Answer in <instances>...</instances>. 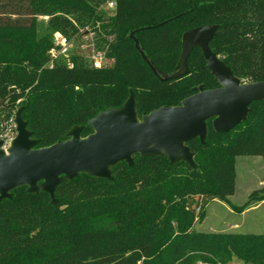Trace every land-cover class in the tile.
Masks as SVG:
<instances>
[{
	"label": "trees",
	"instance_id": "obj_1",
	"mask_svg": "<svg viewBox=\"0 0 264 264\" xmlns=\"http://www.w3.org/2000/svg\"><path fill=\"white\" fill-rule=\"evenodd\" d=\"M109 1L0 0V118L20 110L34 149L66 142L76 127L88 137L90 121L131 94L141 120L180 106L198 87L220 88L199 47L186 74L164 79L180 72L183 35L195 28L216 26L211 51L238 79L264 82V0H113L108 15ZM41 17L48 26L37 34ZM86 29L104 52L101 68L82 54L53 57L55 33L82 39ZM207 130L204 142L186 144L193 165L137 154L132 165L112 167L111 179L66 180L54 200L15 189L0 200V264H264V234L194 228L208 199L227 205L235 194L238 157L264 159V100L232 131L215 132L212 120Z\"/></svg>",
	"mask_w": 264,
	"mask_h": 264
},
{
	"label": "water",
	"instance_id": "obj_2",
	"mask_svg": "<svg viewBox=\"0 0 264 264\" xmlns=\"http://www.w3.org/2000/svg\"><path fill=\"white\" fill-rule=\"evenodd\" d=\"M216 26H203L187 31L182 39L184 69L165 80L178 78L188 72V59L195 47L201 48L208 69L220 88L204 90L184 99L180 106L162 107L138 120L137 104L133 94L124 106L99 114L90 121L93 133L81 137L82 128L76 127L66 142L34 149L38 141L32 139L27 123L17 111V137L9 156L0 153V200L10 199L11 192L28 187L31 193L40 190L54 200L56 189L66 180L80 174L111 179V168L121 162L133 164V157L165 155L173 164L185 160L193 165L194 155L186 144L207 137V122L217 133H228L240 125L249 113L252 103L264 100V82L246 83L233 75L210 49ZM143 59L157 77V70L139 48ZM124 123H120V113ZM40 185V187H39Z\"/></svg>",
	"mask_w": 264,
	"mask_h": 264
},
{
	"label": "rangeland",
	"instance_id": "obj_3",
	"mask_svg": "<svg viewBox=\"0 0 264 264\" xmlns=\"http://www.w3.org/2000/svg\"><path fill=\"white\" fill-rule=\"evenodd\" d=\"M102 9L108 15L112 11L107 5ZM47 22V17L39 18L36 31L37 34H42L47 30ZM95 37V34L90 33L89 30L86 29L83 33V38L76 39L75 41V54L84 55L86 61H88L87 56L92 49L90 44L94 41ZM82 47H84V49ZM183 69L184 61L181 58L180 70ZM16 114L17 112L13 113L6 123H14V121H16ZM0 122L5 123L2 118H0ZM253 192H258L262 200L257 202L255 200H249ZM203 203L204 200H202V198H196L193 202V207L198 206L199 208V205ZM246 203H249V205L245 206ZM198 208L196 210L197 213L199 212ZM204 212L205 216L200 220L198 219L195 223L194 228L196 231L264 234V159L261 157H238L236 159L235 194L229 197V203L227 205L208 199L204 203ZM239 263L243 264L236 260L232 261L230 264Z\"/></svg>",
	"mask_w": 264,
	"mask_h": 264
},
{
	"label": "built area",
	"instance_id": "obj_4",
	"mask_svg": "<svg viewBox=\"0 0 264 264\" xmlns=\"http://www.w3.org/2000/svg\"><path fill=\"white\" fill-rule=\"evenodd\" d=\"M107 6L114 9L115 2L113 0L107 3ZM82 32V31H81ZM83 33V32H82ZM75 37H69L62 33H55L53 43H54V58L69 59L72 55L76 53L75 47ZM91 50L87 56L88 62L91 66L95 68H101L105 62V55L103 51L98 50L95 47L94 41L90 44ZM84 49V47H82ZM17 137V125L16 122L9 124L0 122V153L5 156L10 155L13 143ZM240 264V263H239Z\"/></svg>",
	"mask_w": 264,
	"mask_h": 264
},
{
	"label": "bare ground",
	"instance_id": "obj_5",
	"mask_svg": "<svg viewBox=\"0 0 264 264\" xmlns=\"http://www.w3.org/2000/svg\"><path fill=\"white\" fill-rule=\"evenodd\" d=\"M118 113H120V114H121V111H118ZM120 123H121V124H123V123H124V118H123L122 114L120 115Z\"/></svg>",
	"mask_w": 264,
	"mask_h": 264
}]
</instances>
